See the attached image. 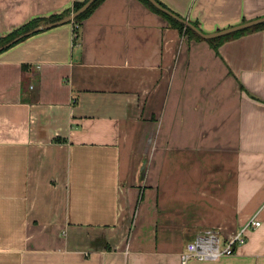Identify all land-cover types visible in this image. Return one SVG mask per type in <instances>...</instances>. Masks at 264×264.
I'll return each mask as SVG.
<instances>
[{
  "label": "crops",
  "instance_id": "crops-1",
  "mask_svg": "<svg viewBox=\"0 0 264 264\" xmlns=\"http://www.w3.org/2000/svg\"><path fill=\"white\" fill-rule=\"evenodd\" d=\"M76 1L0 0V37ZM159 1L206 33L264 16V0ZM244 29L215 48L102 0L77 39L70 22L2 51L0 264H182L188 199L227 212L200 223L222 234L262 225L187 264H264V22Z\"/></svg>",
  "mask_w": 264,
  "mask_h": 264
},
{
  "label": "built area",
  "instance_id": "built-area-1",
  "mask_svg": "<svg viewBox=\"0 0 264 264\" xmlns=\"http://www.w3.org/2000/svg\"><path fill=\"white\" fill-rule=\"evenodd\" d=\"M75 27L78 28L79 25L76 24ZM76 36L77 32H75ZM259 213V211L253 213L244 224L228 235L222 234L217 229L200 232L187 243L185 251L181 253L182 264H187L192 259L208 261L233 255L237 249L246 244L250 231L262 225Z\"/></svg>",
  "mask_w": 264,
  "mask_h": 264
},
{
  "label": "trees",
  "instance_id": "trees-1",
  "mask_svg": "<svg viewBox=\"0 0 264 264\" xmlns=\"http://www.w3.org/2000/svg\"><path fill=\"white\" fill-rule=\"evenodd\" d=\"M79 2L76 1L74 4V8L73 10H67L64 11L62 13H56V14H52L48 17H43V18H35L32 19L31 21H29L28 23H25L21 26H19L18 28L14 29L13 31L9 32L7 35L5 36H1L0 37V47L13 41L15 38H17L18 36L24 34L25 32L32 30L33 28L40 26L42 23H48V22H52L55 20H59L61 18H64L65 16L69 15L72 11L79 9L85 2ZM102 0H95L90 7H88L87 10H85L83 13H81L79 16H77L74 20L73 23L74 25H79V27H75L74 31L77 32V36L76 39L78 38L79 34H80V27L82 25V22L84 19H86L88 17V15L92 12V10L101 2ZM143 2H145L147 5H149L151 8H153L156 12H159L160 14H162L164 17H166L171 25H173L174 27L178 28L180 30V32H185L189 37L195 36L198 38H202L200 35H198L192 28L186 26L184 23L180 22L179 20H176L175 18H173L172 16L168 15L167 13L163 12L162 10H160L159 8H157L154 4H152L150 2V0H142ZM162 6L168 8L164 3H162L161 1L157 0ZM169 9V8H168ZM175 13V12H174ZM191 21V20H190ZM194 25H196L197 27H199V24L195 21H191ZM200 28V27H199ZM38 33V32H36ZM35 34V33H34ZM33 35V34H32ZM31 35H26L20 39H18L17 41H14L13 43H11L10 46L6 47L5 49L1 50L0 53L4 50L9 49L10 47H12L13 45H15L16 43L28 38ZM203 39V38H202ZM210 43H212L214 45L215 48L218 47V43L215 42L214 39H207ZM215 42V43H214ZM57 140H60V138H58Z\"/></svg>",
  "mask_w": 264,
  "mask_h": 264
},
{
  "label": "water",
  "instance_id": "water-1",
  "mask_svg": "<svg viewBox=\"0 0 264 264\" xmlns=\"http://www.w3.org/2000/svg\"><path fill=\"white\" fill-rule=\"evenodd\" d=\"M95 0H87L79 9L72 11L69 15L65 16L64 18H61L59 20H55L52 22H48L45 23L43 25L37 26L35 28H33L32 30H29L27 32H25L24 34L18 36L17 38H15L13 41L3 45L0 47V51L5 49L6 47L10 46L11 43H13L14 41H17L18 39L26 36V35H32L36 32H40L46 29H50L62 24H66V23H70L73 22V20L79 16L81 13H83L85 10L88 9V7H90V5L94 2ZM150 2L152 4H154L157 8H159L160 10H162L163 12L167 13L168 15L172 16L173 18H175L176 20H179L180 22L184 23L186 26L192 28L198 35H200L202 38L204 39H212V38H216V37H220L223 35H226L228 33H231L233 31H238L244 28H248L250 26H254L257 25L259 23H263L264 22V16L256 18V19H252V20H248L244 23H241L239 25L236 26H231V27H227L215 32H210V33H206L204 31H202L199 27H197L196 25H194L191 21H189L187 18H184L176 13H174L172 10L162 6L157 0H150Z\"/></svg>",
  "mask_w": 264,
  "mask_h": 264
},
{
  "label": "rangeland",
  "instance_id": "rangeland-1",
  "mask_svg": "<svg viewBox=\"0 0 264 264\" xmlns=\"http://www.w3.org/2000/svg\"><path fill=\"white\" fill-rule=\"evenodd\" d=\"M237 25H239V24H237ZM234 26H236V25H234ZM255 27H256V25L250 26V27H248V29L249 28H255ZM241 30H247V29H241ZM241 30H238V31H241ZM238 31H233L231 33H228L226 35L216 37V38H224V37L229 36V35H235L236 32H238ZM189 197L190 196H188V198ZM207 197H209V200L212 198H215V197H212V195L207 196ZM202 202L205 204L207 203V205H203L201 203H200V205H195V204H192V203H194V201L192 203H190L189 199H188L187 210L185 211L187 219H188V224L189 223H191V224L195 223V225H196L195 227H190L192 229V232L195 233L196 235L199 234L200 232L206 230V229H210L211 227H214L213 225H204V224H202L203 226H201L200 223H205L206 220L208 222L209 220L216 217L218 214L224 215L227 213V212H223V211L219 212V211H214V210H208V209H206L209 206L208 200L206 199V200H203ZM190 204H192V205H190ZM214 229L219 230V228H214ZM189 234H190V232H189ZM222 239H223V237H222Z\"/></svg>",
  "mask_w": 264,
  "mask_h": 264
}]
</instances>
